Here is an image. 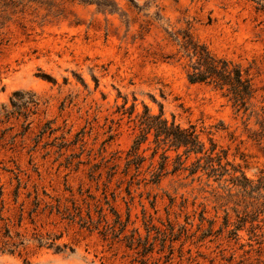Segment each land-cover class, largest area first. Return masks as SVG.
<instances>
[{
  "label": "rangeland",
  "instance_id": "rangeland-1",
  "mask_svg": "<svg viewBox=\"0 0 264 264\" xmlns=\"http://www.w3.org/2000/svg\"><path fill=\"white\" fill-rule=\"evenodd\" d=\"M106 1L0 0V202L14 211L12 202L101 198L106 172L99 181L91 170L129 150L137 135L131 120L145 106L183 127L194 125L206 147L212 139L226 161L258 184L264 11L253 0H108L113 10ZM184 33L247 72L255 90L247 114L221 91L188 81L190 61L179 46ZM15 91L37 99L27 118L11 103ZM132 105L130 118L125 108ZM170 156L158 184L115 201L124 216L130 208L143 237L144 212L165 235L174 225L165 244L155 232L143 238L154 244L145 257L41 216V232L61 233L58 244L74 251L30 243L21 255L0 254V264H264V189L251 196L228 191L202 173L174 171L175 153ZM25 224L30 236L33 226Z\"/></svg>",
  "mask_w": 264,
  "mask_h": 264
},
{
  "label": "trees",
  "instance_id": "trees-1",
  "mask_svg": "<svg viewBox=\"0 0 264 264\" xmlns=\"http://www.w3.org/2000/svg\"><path fill=\"white\" fill-rule=\"evenodd\" d=\"M253 1L257 10L264 11V0ZM102 5L112 10L115 8L114 3L108 0ZM179 46L183 56L190 61L187 75L190 83L210 85L221 91L238 113L247 114L250 111V101L255 90L246 71L231 61L215 56L188 33H184ZM25 95H28L26 100ZM11 103L17 112H23L25 118L38 104L34 94L22 91L12 94ZM125 110L131 118L135 105ZM131 121L137 135L129 150L124 155L114 153L94 165L91 170V177L95 175L99 181L102 171L106 172L101 198L88 194L81 202L75 199L70 202H12L14 211L6 207V202H0V254L21 255L30 243H35L39 248L54 250L56 253L65 252L67 249L73 252L74 249L66 244H58L61 233L41 232L43 223H38L39 217L45 216L47 219L55 217L68 226H76L90 234L96 233L110 244H122L145 257L154 244L144 243L143 238L148 239L150 234L155 232L165 244L168 236L175 235L174 225L169 228L170 234L165 235L154 223V218L144 212L142 225L146 235L143 237L140 228L134 227L130 208L124 216L115 201L122 194L132 198L135 190L141 186L158 184L168 173L170 152L175 153L174 171L188 170L190 176L202 173L209 181L212 179L220 185L228 184V191L239 188L249 196L264 189V178L253 185L240 168L226 161V153L219 150L212 139H209V147H206L194 125L183 127L174 118L168 120L162 110L158 114H152L146 106L144 111ZM145 145L148 147L144 149ZM148 150H151V154L146 156L145 152ZM156 158L159 160L156 161ZM191 158L194 161L190 166H186ZM229 185L231 186L228 187ZM10 211V215H5ZM25 223L33 226L30 236L22 230Z\"/></svg>",
  "mask_w": 264,
  "mask_h": 264
}]
</instances>
